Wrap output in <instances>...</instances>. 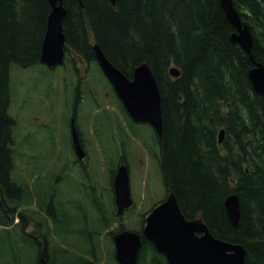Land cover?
<instances>
[{"label": "trees", "instance_id": "obj_1", "mask_svg": "<svg viewBox=\"0 0 264 264\" xmlns=\"http://www.w3.org/2000/svg\"><path fill=\"white\" fill-rule=\"evenodd\" d=\"M233 3L251 29L254 59L264 64V0ZM63 4L66 59L74 54L97 65L92 43L98 42L107 58L129 77L140 62L151 67L161 95L159 167L184 215L201 216L215 236L242 243L244 264H264V95L252 86L248 71L253 59L231 40L235 28L220 1L116 0L112 4L109 0H63ZM50 8L48 0H0V221H13L6 205L20 218L6 232L9 251L0 264H41L42 251L49 264H55L52 254L64 264L72 263L71 248L56 246L49 255L48 247L28 244L35 243L33 236L17 239L14 230L16 224L27 221L25 211L41 212L38 203L47 198L49 184L47 175L45 190L38 191L12 175L17 148L16 121L9 112L10 67L40 62ZM70 60L75 67V59ZM171 65L180 70L179 75L169 73ZM221 127L225 134L219 142ZM231 192L240 201L236 225L223 203ZM106 216L100 213L88 219L80 237L92 245L90 223L101 220L106 227L110 222ZM47 229L51 232L50 225ZM117 229L109 230L111 240ZM87 250L94 256L92 249ZM74 253L79 264L92 262L86 254ZM137 264L168 263L142 237Z\"/></svg>", "mask_w": 264, "mask_h": 264}, {"label": "rangeland", "instance_id": "obj_2", "mask_svg": "<svg viewBox=\"0 0 264 264\" xmlns=\"http://www.w3.org/2000/svg\"><path fill=\"white\" fill-rule=\"evenodd\" d=\"M70 59H66L65 57V63L53 69L42 62L28 67H19L16 64H12L10 67L12 98L9 105V112L16 121L14 134L16 135L15 145L17 148L15 168L12 175L19 182L27 184L31 188L35 186V189L38 191H44L47 175L49 174L48 184H52V186H48L50 191L44 195V197L47 196V198L42 200L41 203H38L35 199L34 206L38 203L40 210L44 211L45 207H47L46 204L52 200V209H55L59 219L58 223L51 226L48 218L43 212L38 213L37 211L34 213L27 210L25 211L27 224L24 230L22 229V233L20 231L21 224H16L14 229L15 237H20V235L22 237L29 236L28 234L30 233L35 234V231L39 234L45 233L50 239V246L47 248L49 255L56 246L71 248L73 251H69L72 259L71 264L81 263L78 255L74 252L83 255L86 254L85 256L87 258L97 264H117L116 261H114L115 259H113L114 246L109 236V230L117 228L120 223L124 225L125 228L140 230L141 213L145 212L164 195V188L159 172L160 168L150 153L145 151V149L140 150L143 160L142 162H132L130 173V187L135 205L123 212L122 217L118 218V215L114 213L111 200L109 170L111 162H108L109 153L106 149L101 147L100 141L95 140L96 138L91 136L93 145L90 147V154L91 156H95L94 162H91V160L88 162V175L90 172L94 173L92 180L95 182L97 190L93 192L97 193L98 202L101 207H104L102 211L106 213L107 221L110 222L106 227L105 225L102 226L101 220L93 224L90 223V230L93 231L91 234V236H93L92 245L88 242L89 240L87 238H81L79 236L83 234L80 232L84 229V225L81 224V221L84 220L85 215L78 209V206L85 205L88 217L90 216L88 218L90 221L100 215V210L96 202L90 198L89 194L92 192L89 185L86 188V193L82 195L81 186L77 184L76 179H72L66 173L65 169L61 170L62 175L60 178H57L56 174L53 175V173L50 172L49 165L51 162H46L48 159V145H38V141L35 140V137L37 138V134L35 135V112L39 111L45 113L43 111H52L53 115H55L54 113H56V111L59 112L62 110L65 104V98L66 100H72L73 91L71 85L73 84V80L77 78L83 80L81 84L84 92L80 111L84 114V117H87L85 128L88 130L89 135H91L92 130L91 120L93 115L91 113L101 110L98 104H96V100L103 102V104L107 103V108H109L107 110H112L114 112L123 110L122 107H119L118 103L117 105L114 103L116 98L111 90L110 82H108L107 78L102 74L98 64L96 65L93 62L88 63L74 55L77 65L76 71ZM64 80L67 81V87L63 86ZM63 115V112L59 113L60 120H62ZM63 126L61 122L59 130H62ZM54 130L55 127L53 125H48L43 130H40V132L44 133L43 136H45V133L54 132ZM135 145L137 146L136 143ZM151 147L155 149L153 145ZM131 149L137 148L132 145ZM135 160H138L137 156ZM92 163L95 166H93ZM83 179L85 180V177H83ZM59 184L64 186V188L61 189ZM77 192L80 193V198H75V195L78 194ZM7 203L10 205L9 201H7ZM105 207H107L108 210H105ZM5 209L9 215L11 213V215L13 214L14 216L13 221L8 222V224H4L0 221V261L6 260V254L9 251L6 232L15 225V221L19 217H17L16 213L10 212L8 205L5 206ZM0 217L3 216L0 214ZM48 225L51 226V232L47 229ZM62 228L65 230L63 231ZM94 231L97 232L94 233ZM28 244L35 246L33 241L28 242ZM88 248L94 251V256H90L87 250ZM25 250L26 247H23L22 251L25 252ZM36 253L37 251L35 250V254Z\"/></svg>", "mask_w": 264, "mask_h": 264}, {"label": "water", "instance_id": "obj_3", "mask_svg": "<svg viewBox=\"0 0 264 264\" xmlns=\"http://www.w3.org/2000/svg\"><path fill=\"white\" fill-rule=\"evenodd\" d=\"M50 11L46 19L45 32L41 41L39 60L49 66L63 62L66 36L63 19L66 7L63 0H48ZM226 18L234 26L230 38L249 53L253 66L248 71L254 90L264 95V64L254 59L251 53L253 35L247 22L242 19L233 0H219ZM115 4L116 0H109ZM94 57L105 77L110 81L118 98L130 117L135 121L151 124L158 136L163 133L161 95L159 87L147 62L136 64L131 76H127L103 52L98 42L92 43ZM169 73L177 76L180 70L171 65ZM225 130L219 129L218 141ZM83 156L84 151L78 152ZM117 212L132 203L129 174L126 165H121L113 180ZM226 214L233 225L240 216V201L236 192L224 198ZM142 236L151 241L161 252L168 264H244L246 249L240 242H232L215 236L201 216L187 218L181 211L175 193L169 190L165 198L151 207L145 215L141 233L122 229L113 234L115 258L119 264H136L142 244ZM94 264V263H86Z\"/></svg>", "mask_w": 264, "mask_h": 264}, {"label": "flooded vegetation", "instance_id": "obj_4", "mask_svg": "<svg viewBox=\"0 0 264 264\" xmlns=\"http://www.w3.org/2000/svg\"><path fill=\"white\" fill-rule=\"evenodd\" d=\"M70 57L74 60V54H71ZM63 64L64 62L61 65ZM58 65L60 64H56L53 66L47 65V66L53 69ZM74 65H75L74 68L77 71L76 63H74ZM82 81L83 80L80 78L73 80V84L71 85L73 91L72 100H66L65 98V104L62 107V110H60L59 112L56 111V113H54L55 115H53L52 111H48V112L43 111L45 113L39 111L35 112V121H36L35 135L37 134V138L35 137V140L38 141V145L41 144L48 145L47 147L48 159L46 160V162H51V164L49 165L50 172H52L53 175L56 174L57 178H60L62 175L61 170L65 169L66 173L72 179H76L77 184L81 186L82 195L86 193V188L89 185V188L92 192L89 194L90 198L93 199L94 202H96V204L98 205V209L100 210V213H104L102 211L104 207H101L100 203L98 202L97 193L93 192L94 190H97L96 184L92 180V176L94 175V173L90 172L88 175V171H89L88 162L89 160H91V162H94V156H95V155L91 156L90 154V147L93 145V143L91 142L92 141L91 136H93V138H96L95 140L100 141L101 147L103 149H106L107 152L109 153L108 162H111L109 167L110 180H111V185H110L111 200H112L114 213H116V215H118V218H120L122 217L123 212L129 210L132 206L135 205V200L133 198L130 187L132 203L124 207L122 211H120V213L117 212L118 208L116 206L115 197H114L113 180L118 170V167L121 165H126L129 174V186H130V173L132 168L131 163L142 162L143 160L140 151L141 149H145V151L150 153L154 158V161L158 163V167H159L160 159L157 156L161 154V142H162L163 133L161 136H158V134L153 129L150 123L146 121L133 120L125 110L119 98L117 97V94L113 86L109 83L113 95L116 98L114 103H116L117 105V102H119L123 106L125 111L120 110V112L119 111L114 112L112 110H107L109 109L107 108L108 106L107 103L106 105L103 104V102L96 100L95 102L96 104H98L101 110L93 111L91 113L93 115V118L91 120L92 130L90 129L91 135H89L88 130L85 128L86 126L85 122L87 121V117H84V114H82V112L80 111L82 96L84 92L81 84ZM63 86L67 87L66 80H64ZM61 112L64 113L62 120L59 119L60 118L59 113ZM61 122L64 126L62 130H59V125ZM48 125H53L55 127V130L54 132H47L45 133V136H43L44 133H41L40 130H43ZM134 142L137 144L138 147L135 145ZM132 145L135 146L137 149H131ZM152 145L155 147V149H152L151 147ZM79 150L84 151L85 154H83V156L80 155L78 153ZM136 156L138 157V160H135ZM92 165L95 166L93 163ZM159 172L161 176L162 185L164 188V195L160 200L156 201L153 205L163 200L167 195V193L169 192V190H172L169 186H167L163 182L161 171ZM83 177H85V180L83 179ZM59 185L61 189L64 188V186H62L61 184ZM49 186L51 187L52 184H49ZM75 198H80V193L76 194ZM51 204H52V200L48 204H46L47 207H45L44 211L40 210L39 207L38 209L45 214V216L49 220L50 225L52 226L53 224L58 223L59 219L55 209L54 210L52 209ZM151 207L148 208L145 212L141 213L142 215V218L140 219L141 228L145 224L144 215H146V213L151 209ZM78 209H80L85 215L84 220L81 221V224L86 225L87 227L86 222L88 220V214L85 205L78 206ZM105 210H108V208L105 207ZM26 224L27 221L21 225V230L22 229L24 230ZM117 227L118 229L115 232L125 228L124 225H122L121 223ZM62 230L64 231L65 229L62 228ZM28 235L33 236L35 238V247L40 246L43 248L50 246L49 245L50 239L45 233L39 234L35 231V234L30 233ZM81 235L82 234H80L79 236ZM43 252L44 251H42V253H40L39 256L41 264H49L47 261V257L43 254ZM52 256L55 264H64V261L60 259L58 255L52 254Z\"/></svg>", "mask_w": 264, "mask_h": 264}]
</instances>
